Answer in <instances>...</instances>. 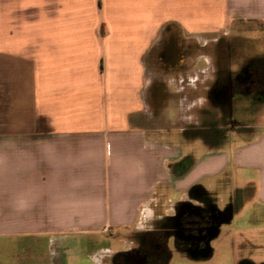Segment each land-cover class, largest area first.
Listing matches in <instances>:
<instances>
[{"label": "crops", "instance_id": "1", "mask_svg": "<svg viewBox=\"0 0 264 264\" xmlns=\"http://www.w3.org/2000/svg\"><path fill=\"white\" fill-rule=\"evenodd\" d=\"M243 23L264 31V0H0V264H114L185 206L219 225L167 264H264V119L223 139L154 130L159 103L185 106L170 77L200 74L195 45L229 61Z\"/></svg>", "mask_w": 264, "mask_h": 264}, {"label": "rangeland", "instance_id": "2", "mask_svg": "<svg viewBox=\"0 0 264 264\" xmlns=\"http://www.w3.org/2000/svg\"><path fill=\"white\" fill-rule=\"evenodd\" d=\"M259 26L262 28L263 25ZM255 29L256 27L252 23H243L240 29L245 32L243 36L232 35L228 47V54L231 59L229 61L224 59L226 56L224 42L218 44L208 41L200 46L195 45L194 51L200 52L201 55L200 74L186 77L181 75V78L178 76L170 77V80L178 85L176 89L179 87L182 90L181 92H173L170 96H173L175 100L178 99V96L184 95L185 106L181 104L177 107L163 109L158 106L159 103L154 107V130L159 131L161 128H165L171 132L179 129V131L186 133V137L214 135L223 139L230 129L237 127L238 123L261 122L264 119V103L254 102L246 98L247 101H242L244 106L238 107V102L234 100L240 98L241 92L239 84L242 82L243 76L239 74V67L242 71L245 63H250L251 60H256L260 56L264 61V31L260 34L251 31ZM185 39L184 56L187 57L188 53L192 51V45L188 44L187 38ZM245 58L247 59L244 61ZM171 59L173 58L171 57ZM184 67H187V64H184ZM228 67H232V75ZM157 68L154 65V81L160 79ZM194 78L196 79L194 80ZM231 78L236 85L232 97L230 91ZM198 100L200 102H197ZM239 222H241L240 218L224 224L223 227L228 230L231 223L235 225ZM133 237H126V239L134 242ZM173 260L172 264H200L196 261L183 262L176 258ZM217 261L214 256L209 262L201 264H217Z\"/></svg>", "mask_w": 264, "mask_h": 264}, {"label": "flooded vegetation", "instance_id": "3", "mask_svg": "<svg viewBox=\"0 0 264 264\" xmlns=\"http://www.w3.org/2000/svg\"><path fill=\"white\" fill-rule=\"evenodd\" d=\"M232 75V74H231ZM240 93L248 100L258 102L264 99V61L251 60L242 67ZM231 93L234 80L231 78ZM238 88V87H237ZM219 221V214L211 207L185 206L177 215L166 222L167 228L150 230L134 235V242L124 251L112 256L114 264H167L169 246L186 248L190 253L208 248V235Z\"/></svg>", "mask_w": 264, "mask_h": 264}, {"label": "water", "instance_id": "4", "mask_svg": "<svg viewBox=\"0 0 264 264\" xmlns=\"http://www.w3.org/2000/svg\"><path fill=\"white\" fill-rule=\"evenodd\" d=\"M219 225V222L216 223V225L212 228V232L208 235L207 243L211 237H213L216 234L217 227Z\"/></svg>", "mask_w": 264, "mask_h": 264}]
</instances>
